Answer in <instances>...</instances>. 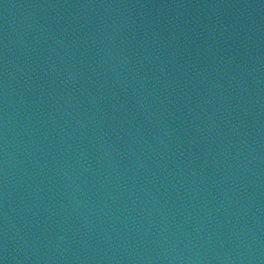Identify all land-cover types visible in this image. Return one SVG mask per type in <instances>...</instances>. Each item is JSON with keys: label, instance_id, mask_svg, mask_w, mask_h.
I'll list each match as a JSON object with an SVG mask.
<instances>
[{"label": "water", "instance_id": "obj_1", "mask_svg": "<svg viewBox=\"0 0 264 264\" xmlns=\"http://www.w3.org/2000/svg\"><path fill=\"white\" fill-rule=\"evenodd\" d=\"M0 264H264V0H0Z\"/></svg>", "mask_w": 264, "mask_h": 264}]
</instances>
